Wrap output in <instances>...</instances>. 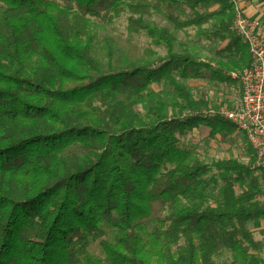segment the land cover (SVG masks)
Returning <instances> with one entry per match:
<instances>
[{
	"label": "trees",
	"instance_id": "obj_1",
	"mask_svg": "<svg viewBox=\"0 0 264 264\" xmlns=\"http://www.w3.org/2000/svg\"><path fill=\"white\" fill-rule=\"evenodd\" d=\"M150 1L176 28L227 42L221 51L249 65L228 0ZM67 2L84 18L106 16L112 4ZM0 4V264H216L225 253L229 264H261L251 249L264 247V234L248 226L264 219V173L232 158L202 162L180 140L235 127L219 115L169 117L160 93L148 90L159 84L181 112L196 111L179 80L209 64L146 28L166 50L163 63L105 72L80 38L77 14L66 27L57 0ZM118 95L123 110L110 99ZM140 99L143 116L132 109ZM155 203L163 225L149 226ZM101 238L98 257L88 248Z\"/></svg>",
	"mask_w": 264,
	"mask_h": 264
},
{
	"label": "rangeland",
	"instance_id": "obj_2",
	"mask_svg": "<svg viewBox=\"0 0 264 264\" xmlns=\"http://www.w3.org/2000/svg\"><path fill=\"white\" fill-rule=\"evenodd\" d=\"M63 8V18L65 25L72 22L73 16L77 14L73 7L68 5L67 0H57ZM214 7L210 9L213 11ZM185 14L190 15L187 8H183ZM3 13V6L0 4V15ZM192 16V15H191ZM78 32L83 43L89 42L90 56L98 63L99 68L105 72L111 69H124L126 67H150L157 68L166 58V50L159 40L149 35L145 29L156 30L165 33L170 39L173 52L179 55H188L198 62H204L211 66V70L201 69L198 78L189 77L186 80H179L190 91L195 110H215L220 107H231L233 99L238 91V85L235 81L227 78L226 82L221 81L222 76L231 71L240 70L245 65L236 55L224 53L221 49L227 42L221 43L218 40L207 42L202 39L195 27L179 29L166 16L162 6L150 0H112L110 13L106 16L101 14L99 17L90 16L84 18L77 14ZM76 19V21H77ZM137 23L136 26H130ZM208 24H204L206 27ZM232 36V35H231ZM108 51L111 53V60L108 58ZM235 52V51H234ZM233 52V53H234ZM221 74V75H220ZM189 75H193L192 72ZM226 77V76H225ZM148 90L156 94L160 93L163 99L165 109L169 117L183 118L191 115L192 110H181L175 106L174 95L171 98L164 97L168 90L159 84H151ZM112 99L113 106L117 110H123L128 103L121 95ZM178 101L179 105H185L183 101ZM144 100H138L133 110H136L141 116L145 113ZM126 112V111H125ZM126 113H130L127 112ZM181 144L183 148L191 153L200 161L209 163L214 159L232 158L241 163L251 165L256 174L259 171L255 167V156L247 140L237 130L224 135L217 134L210 136L208 129H194L192 133L182 137ZM262 199L264 197L262 196ZM154 222L157 223L158 217L163 215L162 209L158 203L152 205ZM252 224V223H251ZM251 233L258 239L263 231L255 232L248 226ZM110 233L108 231L109 236ZM107 238L96 239L89 245V251L98 257H102L100 242ZM263 241V240H262ZM253 247L255 252L264 264V247ZM216 264H229L231 262L228 253L214 258Z\"/></svg>",
	"mask_w": 264,
	"mask_h": 264
},
{
	"label": "built area",
	"instance_id": "obj_3",
	"mask_svg": "<svg viewBox=\"0 0 264 264\" xmlns=\"http://www.w3.org/2000/svg\"><path fill=\"white\" fill-rule=\"evenodd\" d=\"M234 8L231 32L247 46L249 65L226 73L238 85L231 107L215 110L193 111L191 115H219L229 121L245 137L255 156V167L264 173V42L258 22L244 18Z\"/></svg>",
	"mask_w": 264,
	"mask_h": 264
},
{
	"label": "crops",
	"instance_id": "obj_4",
	"mask_svg": "<svg viewBox=\"0 0 264 264\" xmlns=\"http://www.w3.org/2000/svg\"><path fill=\"white\" fill-rule=\"evenodd\" d=\"M234 5L241 11L244 18L259 23L264 42V0H234ZM216 9L217 6H214L213 11ZM249 226L255 232H264V219L253 222Z\"/></svg>",
	"mask_w": 264,
	"mask_h": 264
}]
</instances>
